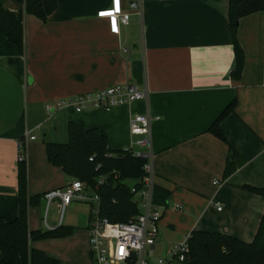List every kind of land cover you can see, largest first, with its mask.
Wrapping results in <instances>:
<instances>
[{"label": "crops", "instance_id": "obj_1", "mask_svg": "<svg viewBox=\"0 0 264 264\" xmlns=\"http://www.w3.org/2000/svg\"><path fill=\"white\" fill-rule=\"evenodd\" d=\"M56 1L46 22L24 16V55L0 56V217H18L21 144L29 196H42L72 180L49 163L46 151L47 143L68 142L70 122L98 129L110 150L121 151L138 139L132 118L148 112L155 189L169 193L157 205L162 218L152 260L165 258L193 231L251 243L264 216V197L245 189L264 187V12L240 21L244 68L236 80L230 0H143L142 15H132L119 34L103 13L125 11L133 0ZM126 85L148 91V102L83 112L61 105ZM234 101L235 112L221 123L227 144L210 129ZM229 145L246 164L227 178ZM93 208L74 202L62 215L58 203L47 212L40 199L29 210L30 230L48 231V222L73 232L32 247L60 264H92Z\"/></svg>", "mask_w": 264, "mask_h": 264}, {"label": "trees", "instance_id": "obj_2", "mask_svg": "<svg viewBox=\"0 0 264 264\" xmlns=\"http://www.w3.org/2000/svg\"><path fill=\"white\" fill-rule=\"evenodd\" d=\"M13 1L16 10L7 8ZM57 8L56 0H0V56L25 54L24 16L33 15L46 22ZM264 12V0H230V32L233 38L236 64L232 77L238 80L244 68L243 50L237 40L242 18ZM236 101L221 114L210 131L227 143L221 123L235 112ZM228 144V143H227ZM48 161L59 167L66 176L79 180L88 192L100 197V215L114 223H129L140 214L134 199L132 185L139 187L145 177L146 159L131 151H112L108 139L98 129L84 130L78 124L68 125L67 143H47ZM246 164V160L229 145L225 177L231 176ZM26 159L18 167V217L6 221L0 217V264H60L58 260L34 249L32 243L40 240L61 239L70 236L73 229L59 226L48 231H31L29 210L44 195L30 197L28 193ZM246 190L264 197V187L246 186ZM169 193L155 189V203L166 204ZM189 252L183 264H264V216L259 231L251 243L237 238L202 231H193L188 240Z\"/></svg>", "mask_w": 264, "mask_h": 264}, {"label": "built area", "instance_id": "obj_3", "mask_svg": "<svg viewBox=\"0 0 264 264\" xmlns=\"http://www.w3.org/2000/svg\"><path fill=\"white\" fill-rule=\"evenodd\" d=\"M143 0H133L125 11L109 10L103 16L110 20L114 34L120 33L121 25H128L132 15L141 16ZM148 91L140 92L131 85L110 87L106 90L79 96L61 105L72 104L77 112L97 108L109 110L114 107L129 105L138 100L148 102ZM152 122L150 113L135 115L130 123L131 134L138 139L126 149L135 156L146 159L145 177L139 187L132 185L134 199L139 205L140 214L129 223H114L101 217L100 197L90 193L79 180H71L62 188L45 193L47 212L53 203H58L63 215L66 208L74 202L89 203L94 206L90 223V255L92 264H183L189 252L186 237L169 250L170 259L152 260L157 243V226L162 213L155 203L154 149L152 145ZM31 140L35 137L31 136ZM25 147L19 149V162L25 161ZM218 183V182H216ZM46 213V218H47ZM49 230L55 227L46 222Z\"/></svg>", "mask_w": 264, "mask_h": 264}, {"label": "rangeland", "instance_id": "obj_4", "mask_svg": "<svg viewBox=\"0 0 264 264\" xmlns=\"http://www.w3.org/2000/svg\"><path fill=\"white\" fill-rule=\"evenodd\" d=\"M6 6H7V8L12 9L13 6H15V4L13 3V1H8V2L6 3ZM66 142H67V141H66ZM165 256H166V255H165ZM165 259H166V260H169V259H170V256L167 255V256L165 257Z\"/></svg>", "mask_w": 264, "mask_h": 264}, {"label": "water", "instance_id": "obj_5", "mask_svg": "<svg viewBox=\"0 0 264 264\" xmlns=\"http://www.w3.org/2000/svg\"><path fill=\"white\" fill-rule=\"evenodd\" d=\"M32 82V78L30 77L29 78V83H31ZM57 203H60L59 201H57Z\"/></svg>", "mask_w": 264, "mask_h": 264}, {"label": "snow or ice", "instance_id": "obj_6", "mask_svg": "<svg viewBox=\"0 0 264 264\" xmlns=\"http://www.w3.org/2000/svg\"><path fill=\"white\" fill-rule=\"evenodd\" d=\"M117 3H118V0H117Z\"/></svg>", "mask_w": 264, "mask_h": 264}]
</instances>
